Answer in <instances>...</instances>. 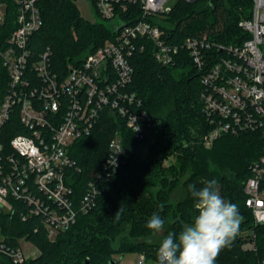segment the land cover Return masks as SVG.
Listing matches in <instances>:
<instances>
[{"label": "trees", "instance_id": "16d2710c", "mask_svg": "<svg viewBox=\"0 0 264 264\" xmlns=\"http://www.w3.org/2000/svg\"><path fill=\"white\" fill-rule=\"evenodd\" d=\"M6 18L0 24V47L14 29L13 5L7 0ZM91 8L101 18L92 2ZM252 0L176 1L166 15L162 38L180 49L171 65H162L146 42L142 51L134 50L129 62L132 81L125 91L135 94L141 108L151 118L149 136L136 140L124 119L104 109L88 137L75 140L69 154L80 172L72 175L71 186L76 203L89 180L102 168L108 155V142L117 133L126 154L119 170L108 179L97 180L101 188L95 206L80 214L66 231L49 240L37 217L21 219L26 205L12 201L11 213L0 212V236L9 246L25 238L38 255L21 264H108L115 254L135 252L148 260L169 232L177 235L197 215L189 185L197 189L202 181L215 179L220 194L239 207L241 225L230 248L220 252L215 264H262L264 260V226L255 224L250 209L245 207L244 182L250 165L264 154V139L259 132L220 135L209 147L205 137L211 130L199 99L200 74L183 46L186 38L206 39L210 44H239L246 34L239 21L249 18ZM42 24L31 36L28 48L34 55L49 48L52 67L63 70L67 64H79L83 57L112 38L107 21L90 22L80 16L73 0H38ZM140 17V8L129 11ZM126 15H122L126 18ZM102 19V18H101ZM183 46V47H182ZM5 71L0 64V98L5 91ZM13 115L3 126L5 141L24 133ZM37 194V192H35ZM180 196L175 202L172 199ZM119 218L115 215L118 210ZM159 214L165 231L158 243L145 241L154 232L146 228L149 218ZM254 248L245 249L246 243ZM5 264H15L9 259Z\"/></svg>", "mask_w": 264, "mask_h": 264}, {"label": "built area", "instance_id": "2783aa9c", "mask_svg": "<svg viewBox=\"0 0 264 264\" xmlns=\"http://www.w3.org/2000/svg\"><path fill=\"white\" fill-rule=\"evenodd\" d=\"M176 1L193 0H92L98 15L112 26V38L79 64L69 63L63 70H55L49 48L36 55L28 48L31 36L42 24L38 0H9L15 26L0 47L6 81L0 98V212L11 213L12 201H20L26 205L21 219L37 217L53 241L76 222L78 215L95 206L101 191L96 181L108 179L124 162L123 140L117 133L110 139L102 169L95 172V181L87 182L76 203L70 184L80 169L69 154L71 145L92 133L104 109L124 119L136 140L149 136L151 118L135 94L124 89L133 75L129 58L149 42L157 62L173 64L180 47L162 38L159 25ZM252 2L250 17L238 23L246 34L241 43L183 40L201 76L199 99L211 127L205 147L220 135L259 132L264 139V0ZM7 5V0H0V24L6 18ZM134 7L140 8L139 18L129 13ZM13 115L24 133L5 141L3 126ZM243 191L244 205L251 210L254 223L264 226V154L250 165ZM24 241L34 247L25 238L9 246L0 236V264H5L4 259L21 264L35 258V253L25 254ZM244 248H254L253 243H246ZM155 261L138 254L135 264Z\"/></svg>", "mask_w": 264, "mask_h": 264}, {"label": "clouds", "instance_id": "9594fccd", "mask_svg": "<svg viewBox=\"0 0 264 264\" xmlns=\"http://www.w3.org/2000/svg\"><path fill=\"white\" fill-rule=\"evenodd\" d=\"M202 183L204 186L199 189L195 184L189 185L198 214L178 235L167 234L158 247L155 264H215L220 252L231 247L243 219L239 207L221 196L215 179ZM120 211L115 214L117 218ZM164 224L160 215L154 213L146 228L160 233Z\"/></svg>", "mask_w": 264, "mask_h": 264}, {"label": "rangeland", "instance_id": "374dc122", "mask_svg": "<svg viewBox=\"0 0 264 264\" xmlns=\"http://www.w3.org/2000/svg\"><path fill=\"white\" fill-rule=\"evenodd\" d=\"M73 2L76 5V7L80 13V16L82 18H84L90 22L104 21L103 19L99 18L96 15V13L91 8V5L89 4L88 0H73ZM1 12H2V9H0V13ZM179 197L174 195L172 202L177 201L179 199ZM164 231H165V226L160 233H154L152 236L146 238L145 241L150 242V243L160 242L162 239ZM22 248H23V250L27 256L32 255L33 253H35V256L38 255L37 250L34 247H31V245L26 241H24L22 243ZM156 252H157L156 250L151 251V253H155V255H156ZM137 255L138 254L135 252H129V253H125L123 255L117 253V254L113 255L112 258L116 261H119V264H135L136 259H137ZM152 260H156V259H152ZM148 264H152V263H148Z\"/></svg>", "mask_w": 264, "mask_h": 264}, {"label": "water", "instance_id": "95a60500", "mask_svg": "<svg viewBox=\"0 0 264 264\" xmlns=\"http://www.w3.org/2000/svg\"><path fill=\"white\" fill-rule=\"evenodd\" d=\"M81 264H90L89 260H84ZM108 264H119V261H116L114 259H111Z\"/></svg>", "mask_w": 264, "mask_h": 264}]
</instances>
